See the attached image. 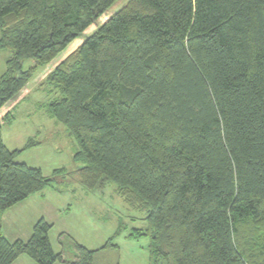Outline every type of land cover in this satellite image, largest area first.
<instances>
[{
    "label": "trees",
    "instance_id": "1",
    "mask_svg": "<svg viewBox=\"0 0 264 264\" xmlns=\"http://www.w3.org/2000/svg\"><path fill=\"white\" fill-rule=\"evenodd\" d=\"M116 1L0 0V111ZM43 84L78 143L74 179L90 192L113 182L146 211L130 236L150 240V264H264V0H129ZM36 139L11 151L0 123V217L73 176L16 162ZM52 228L41 219L10 242L0 222V264L94 263L67 234L55 253Z\"/></svg>",
    "mask_w": 264,
    "mask_h": 264
},
{
    "label": "rangeland",
    "instance_id": "2",
    "mask_svg": "<svg viewBox=\"0 0 264 264\" xmlns=\"http://www.w3.org/2000/svg\"><path fill=\"white\" fill-rule=\"evenodd\" d=\"M128 1L117 0L51 64L39 68L28 90L8 103L3 117L10 113L11 120H0L4 144L15 151L22 150L29 139L37 138L40 143L23 151L16 162L41 169L45 177H51L55 170L65 169L66 173H72L74 179V174L83 167V163L74 160L78 151L76 139L69 136L66 128L49 113V105L56 94L43 83L59 63L74 53L88 36L117 14ZM33 64V61H27L25 68ZM69 177L71 174L67 173L64 180L55 181L38 193V204L29 202L17 208L21 209L15 214L17 222L12 226L13 220L10 218L8 224L11 226L6 225V236L10 242H15L16 238L29 240L34 226L44 219L53 226L49 238L56 252L62 249L61 234H67L87 249L98 251L93 264H150V240L130 236L135 229L147 227L146 211L127 206L117 194L113 182L90 192L76 179L65 180ZM110 239L118 246L117 249L103 248Z\"/></svg>",
    "mask_w": 264,
    "mask_h": 264
},
{
    "label": "crops",
    "instance_id": "3",
    "mask_svg": "<svg viewBox=\"0 0 264 264\" xmlns=\"http://www.w3.org/2000/svg\"><path fill=\"white\" fill-rule=\"evenodd\" d=\"M10 57V52L9 51H6V50H1L0 49V78L2 77V75L5 73V71H6V62H7V60H8V58ZM28 88H29V85H28V87L26 88V89H24L21 93H20V95L23 93V92H25L26 90H28ZM19 95V96H20ZM18 96V97H19ZM17 97V98H18ZM8 105V104H7ZM6 105V106H7ZM6 113V107H4L1 111H0V120L1 119H4V117L6 116V115H8V114H10V113H7L4 117H3V115ZM8 148V147H7ZM40 194H38V195H36V196H33V197H30L29 199H27L26 201H24V202H22V203H20V204H18V205H16V206H14L13 208H11V209H9V210H7L6 212H4L2 215H1V217H0V222H1V225H2V231H3V234H4V236L7 238V234H6V225L8 224V221L10 220V218H12V220H13V224H12V226L14 225V223L15 222H17V219H16V217H15V214H17V213H19L20 212V210H18L17 208H21L22 206H25V204H29V202H32V203H36V204H38V196H39ZM43 197H44V195H43ZM42 196H41V198H43ZM9 225V224H8ZM11 225H9V227H10ZM31 237V236H30ZM8 239V238H7ZM17 240H22V238H16ZM9 240V239H8ZM17 240H15V241H17ZM10 241V240H9ZM28 241V240H27ZM53 247V246H52ZM54 249V248H53ZM62 250V249H61ZM55 251V250H54ZM61 252V251H60ZM60 252H56L55 251V253H60ZM14 264H37L35 261H33L32 259H30L29 257H27V256H21V257H19L15 262H14ZM59 264V263H58Z\"/></svg>",
    "mask_w": 264,
    "mask_h": 264
}]
</instances>
